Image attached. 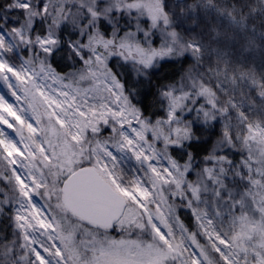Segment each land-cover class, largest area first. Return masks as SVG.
I'll use <instances>...</instances> for the list:
<instances>
[{"label":"snow or ice","instance_id":"1","mask_svg":"<svg viewBox=\"0 0 264 264\" xmlns=\"http://www.w3.org/2000/svg\"><path fill=\"white\" fill-rule=\"evenodd\" d=\"M0 264H264V0H0Z\"/></svg>","mask_w":264,"mask_h":264}]
</instances>
